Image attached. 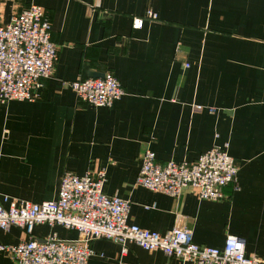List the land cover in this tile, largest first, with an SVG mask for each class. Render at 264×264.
Wrapping results in <instances>:
<instances>
[{"label":"crops","instance_id":"crops-1","mask_svg":"<svg viewBox=\"0 0 264 264\" xmlns=\"http://www.w3.org/2000/svg\"><path fill=\"white\" fill-rule=\"evenodd\" d=\"M29 5L44 9L58 57L37 100L0 104V204L55 200L64 173L104 171L103 193L129 203V224L162 235L181 227L201 247L236 236L246 256L264 261V0H0V25ZM107 74L121 99L111 108L77 101L71 83ZM224 145L238 172L219 201L135 185L146 149L163 165ZM51 236L78 234L11 227L0 230V246ZM91 249L88 264H113L120 251L102 239ZM127 250L124 264H179L135 244ZM0 264L15 263L0 251Z\"/></svg>","mask_w":264,"mask_h":264},{"label":"built area","instance_id":"built-area-1","mask_svg":"<svg viewBox=\"0 0 264 264\" xmlns=\"http://www.w3.org/2000/svg\"><path fill=\"white\" fill-rule=\"evenodd\" d=\"M146 16L156 18L152 13ZM142 25V18L132 19V29ZM50 33L45 11L37 5H29L0 25V104L38 99L41 82L53 76L58 57ZM70 87L79 103L94 108H111L125 94L110 74L78 80ZM237 172L227 145L208 149L192 163L169 161L163 165L146 149L135 185L172 198L190 189L199 200L219 201L224 197L223 189L235 185ZM104 181V171L96 176L64 173L55 200L35 204L2 197L0 230L18 227L30 235L35 225L46 224L73 230L78 236L70 241L54 236L44 241L28 239L14 246H0V251L15 264H88L94 254L92 242L102 239L120 248L113 264H124L122 258L128 244L146 252L160 251L179 264H264L256 257L246 256L244 240L236 236H228L220 249L201 247L192 242L191 232L181 227L162 235L129 224V203L105 195Z\"/></svg>","mask_w":264,"mask_h":264},{"label":"rangeland","instance_id":"rangeland-1","mask_svg":"<svg viewBox=\"0 0 264 264\" xmlns=\"http://www.w3.org/2000/svg\"><path fill=\"white\" fill-rule=\"evenodd\" d=\"M103 78V77H102ZM96 79H99V78H96Z\"/></svg>","mask_w":264,"mask_h":264},{"label":"water","instance_id":"water-1","mask_svg":"<svg viewBox=\"0 0 264 264\" xmlns=\"http://www.w3.org/2000/svg\"><path fill=\"white\" fill-rule=\"evenodd\" d=\"M95 77V76H94Z\"/></svg>","mask_w":264,"mask_h":264}]
</instances>
